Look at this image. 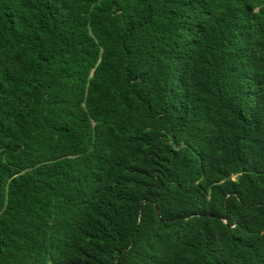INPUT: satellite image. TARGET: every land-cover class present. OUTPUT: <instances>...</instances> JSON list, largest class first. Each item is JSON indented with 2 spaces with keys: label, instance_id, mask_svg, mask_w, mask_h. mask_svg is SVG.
<instances>
[{
  "label": "trees",
  "instance_id": "16d2710c",
  "mask_svg": "<svg viewBox=\"0 0 264 264\" xmlns=\"http://www.w3.org/2000/svg\"><path fill=\"white\" fill-rule=\"evenodd\" d=\"M0 264H264V0H0Z\"/></svg>",
  "mask_w": 264,
  "mask_h": 264
},
{
  "label": "water",
  "instance_id": "95a60500",
  "mask_svg": "<svg viewBox=\"0 0 264 264\" xmlns=\"http://www.w3.org/2000/svg\"><path fill=\"white\" fill-rule=\"evenodd\" d=\"M159 215V214H158Z\"/></svg>",
  "mask_w": 264,
  "mask_h": 264
}]
</instances>
